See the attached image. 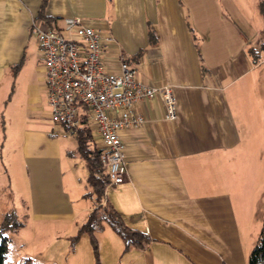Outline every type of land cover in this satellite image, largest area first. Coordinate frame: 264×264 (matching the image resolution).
I'll use <instances>...</instances> for the list:
<instances>
[{"label": "crops", "instance_id": "1", "mask_svg": "<svg viewBox=\"0 0 264 264\" xmlns=\"http://www.w3.org/2000/svg\"><path fill=\"white\" fill-rule=\"evenodd\" d=\"M42 3L0 0L1 161L10 147L3 122L11 91L42 52L33 24L52 27L40 18ZM263 7L264 0H48L45 14L58 19L56 27L78 16L102 32L109 70H117L124 55L141 81L171 85L177 100L175 119L167 117L161 96L140 101L144 125L120 132L126 180L109 187L106 200L151 239L144 250L123 246L130 256L124 264H248L259 237L252 243L251 229L264 219L255 218L264 200L257 149L264 146V52L257 60L251 52L264 42ZM29 89L34 113L47 88ZM30 120L19 135L17 159L6 151L10 169L15 162L30 170L38 217L73 218L72 191L59 192L62 171L70 170L62 161L74 156L63 137L68 129ZM5 215L1 209L0 225Z\"/></svg>", "mask_w": 264, "mask_h": 264}, {"label": "built area", "instance_id": "2", "mask_svg": "<svg viewBox=\"0 0 264 264\" xmlns=\"http://www.w3.org/2000/svg\"><path fill=\"white\" fill-rule=\"evenodd\" d=\"M64 22L63 28L33 24L44 55L47 105L51 119L72 134L84 126L96 132L102 166L110 175L109 188L126 180L125 143L120 132L144 125L137 104L161 96L167 117L175 119L177 100L171 85L154 87L141 81L137 68L124 55L118 69L109 70L102 56V32L78 16Z\"/></svg>", "mask_w": 264, "mask_h": 264}, {"label": "rangeland", "instance_id": "3", "mask_svg": "<svg viewBox=\"0 0 264 264\" xmlns=\"http://www.w3.org/2000/svg\"><path fill=\"white\" fill-rule=\"evenodd\" d=\"M36 60L37 66L35 67L33 62L31 67L26 68L25 74L16 83L17 86L13 87L15 91H11V94L14 100L7 108L8 113L5 115V122H3V125L8 124L7 127L9 126L10 147L6 151L9 154L11 152L9 159L13 158L12 161L17 159L16 151L20 145L19 135L23 133L26 125L30 126L34 123L30 118L35 116L36 120L54 123L47 105V90L43 89L41 92V102L38 104L40 108L34 113L30 110L32 105L29 102L31 96L29 86L36 83L46 86V77L43 73L44 55L39 50L36 53ZM42 76L41 81L36 80ZM14 125L18 126L13 128ZM63 130V137L66 138L65 143L67 147H73L74 156L70 160L62 161L63 166L69 165L70 170L63 169L64 178L59 192L62 194L63 191L65 193L68 190L72 191L70 196L75 212L73 218L60 216L51 220L38 217L36 215L38 209L36 188L29 184L31 182L28 179L30 170L26 169L23 164L22 168L18 167L15 162L13 165L16 167L10 169L6 151L2 161L0 160V211L2 209L6 215L14 212L12 213L14 221L22 223V226L12 227L7 231L10 247L6 264H24L27 259H30L34 264H124L130 258L126 247L123 248L126 243L107 222L103 224L102 229H98L95 233L98 251L95 250V241L91 234L87 231L82 233L80 231L91 213L89 207L93 209L95 206V200L94 197L85 196L86 193L92 191V187L89 185L86 175L87 161L78 152L77 136L69 130L64 128ZM257 149L262 155L263 165L264 146H260V150L257 146ZM65 193L64 195H66ZM108 193L106 191L104 198H107ZM252 216L253 213L251 218ZM262 217L264 218V200L259 203L255 218L263 219ZM262 225L263 222L260 227ZM260 227L256 225L251 229L250 240L253 239L252 243H255L260 234L257 232Z\"/></svg>", "mask_w": 264, "mask_h": 264}, {"label": "trees", "instance_id": "4", "mask_svg": "<svg viewBox=\"0 0 264 264\" xmlns=\"http://www.w3.org/2000/svg\"><path fill=\"white\" fill-rule=\"evenodd\" d=\"M42 2L40 18L50 23V26L56 27L58 19L45 14L48 0H42ZM52 23H54V25ZM150 35L151 41L154 42L157 40V34L155 32L152 31ZM260 51L264 52V42L261 44L259 51L255 49L251 50L256 60L260 58L258 55ZM92 132L93 131L90 127L84 126L83 128H80L76 134L78 152H80L87 161L89 170L88 183L92 187V191L86 193L85 196L90 195V197H94L95 200V206L80 231L81 233L87 231L91 234L95 241V250L98 251V243L95 233L98 229H102L103 224L107 222L125 241L127 247L134 245L141 250H144L151 241L149 235L138 229L129 227L115 207L104 198L111 180L109 173L102 166V151L97 147ZM14 219L12 213L7 214L0 226V264H6L9 252L10 240L7 236V231L12 227L22 226L21 222H16ZM24 264L34 263H32L30 259H27ZM248 264H264V219L259 237L248 257Z\"/></svg>", "mask_w": 264, "mask_h": 264}]
</instances>
